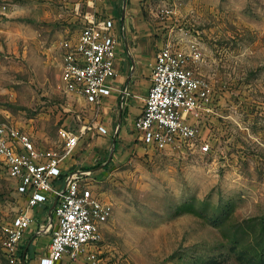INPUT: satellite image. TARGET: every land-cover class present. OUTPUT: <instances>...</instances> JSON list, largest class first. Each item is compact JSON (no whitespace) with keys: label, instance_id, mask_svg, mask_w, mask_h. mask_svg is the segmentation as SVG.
Returning <instances> with one entry per match:
<instances>
[{"label":"rangeland","instance_id":"1","mask_svg":"<svg viewBox=\"0 0 264 264\" xmlns=\"http://www.w3.org/2000/svg\"><path fill=\"white\" fill-rule=\"evenodd\" d=\"M121 5L136 6L161 46L201 52L191 66L213 112L198 120L196 143L209 150L156 151L132 131H86L67 160L92 170L112 214L102 239L63 264H264V0H0V121L51 147L60 129L98 121L64 91L59 42L87 10L107 17ZM22 206L0 168V227ZM0 264H10L1 248Z\"/></svg>","mask_w":264,"mask_h":264},{"label":"built area","instance_id":"2","mask_svg":"<svg viewBox=\"0 0 264 264\" xmlns=\"http://www.w3.org/2000/svg\"><path fill=\"white\" fill-rule=\"evenodd\" d=\"M111 18L87 10L79 31L59 42L61 80L65 93L98 104L112 92L118 39ZM201 57L192 44H163L151 69V86L142 112L132 122L137 139L145 148L174 150L185 144L205 153L207 142L196 143L198 120L213 112L209 85L196 75L191 63ZM93 129L59 130V146H43L24 128L0 121V168L13 182L22 206L0 227V248L10 264H25V234L32 221L29 212L44 207L48 212L51 239L39 264H62L83 254L102 239L112 206L92 190L90 173L75 169L64 173L80 137ZM96 129L106 133L98 125Z\"/></svg>","mask_w":264,"mask_h":264},{"label":"crops","instance_id":"3","mask_svg":"<svg viewBox=\"0 0 264 264\" xmlns=\"http://www.w3.org/2000/svg\"><path fill=\"white\" fill-rule=\"evenodd\" d=\"M116 10L110 9L109 12L108 10L106 12L107 18L114 21L113 31L118 39L112 92L95 105L82 100L95 109L99 116L98 121L91 124L93 127L91 130H94L96 134L107 136L109 132H112L111 136H115L125 134L128 130L134 132L135 139L141 143L132 128V122L142 112L144 99L151 86L152 65L161 47V40L155 36L156 32L150 23L144 20L143 15L135 5H126L125 7L121 5V8ZM98 125L106 129L105 134L96 129ZM67 159L63 164L64 173L79 168L73 167V164H70ZM87 171L91 174V180L92 170ZM42 208L44 209V207ZM35 209L38 208L29 212L32 214V221L25 234L24 252L28 247L25 264L28 262L29 254L38 262L39 257L47 253L51 239V230H47L49 217L40 218ZM81 261H76L73 264H79Z\"/></svg>","mask_w":264,"mask_h":264},{"label":"trees","instance_id":"4","mask_svg":"<svg viewBox=\"0 0 264 264\" xmlns=\"http://www.w3.org/2000/svg\"><path fill=\"white\" fill-rule=\"evenodd\" d=\"M121 2H122V4H123V6H124V4H125V0H121ZM25 248V247H24ZM24 250V249H23ZM28 252V247H27V249H26V253Z\"/></svg>","mask_w":264,"mask_h":264}]
</instances>
